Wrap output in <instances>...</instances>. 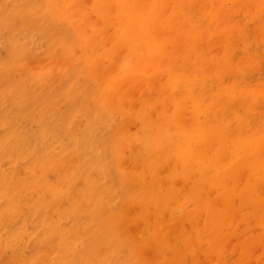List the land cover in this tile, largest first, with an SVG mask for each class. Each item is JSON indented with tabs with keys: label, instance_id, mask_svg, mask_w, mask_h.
Masks as SVG:
<instances>
[{
	"label": "bare ground",
	"instance_id": "6f19581e",
	"mask_svg": "<svg viewBox=\"0 0 264 264\" xmlns=\"http://www.w3.org/2000/svg\"><path fill=\"white\" fill-rule=\"evenodd\" d=\"M37 10V14L43 17L42 21L49 19L61 24L57 23L59 28L62 27L58 42L65 43L67 49L71 46L78 49V61L75 60L83 72L95 70L94 73L99 75L92 77L96 84L97 107L106 111V115L119 118L113 132H101L103 140L96 146L95 160H88L83 153L76 154L81 164L79 172L96 173L101 170L100 174L105 177L100 181L98 176L89 173L90 179H85L88 181L84 185L90 183L96 187L94 192H88L90 198L85 206L86 212L80 213V205H74L76 201L68 185L63 191L55 189L58 179L54 181V177L52 182L47 178L43 183L51 196L43 203L36 201L34 206L40 213L47 207H54L55 202L62 198L67 203L65 214L75 223H71L73 227L76 225L83 230L92 227L86 231L88 235L93 229L99 233L95 234L99 241L94 244L97 248H104L105 243L106 253L99 258H91L88 245L83 257L79 255L80 264H137L136 261L140 264H198L199 251H204V259L214 254L220 259L221 249H227L224 245L230 239L240 240L236 241L238 245L234 246L235 242L230 245V249L238 251L234 256L237 259H230L231 264H248L253 260L255 264H264V0H42ZM0 41L1 46L4 40ZM112 65H115L114 70H110ZM31 89L23 97H13V110L8 111L6 105H2L3 123L0 120V124L5 130L3 135L9 134L13 139H9L11 143L5 142L6 137L0 140V156L8 157L14 152L18 157L23 156L20 158L27 163L23 162L22 169L28 176L19 178L17 170L11 167V172L0 178V198L6 200L2 204L6 208L0 210V215L13 207L14 199H21L22 193L30 190L31 186L29 189L27 186L35 168L36 175H41L46 166L53 170L56 166L62 169L65 161L68 162V152H82L78 147L67 149L57 136L60 130L46 121L50 117L46 119L39 115L40 122L34 117L36 127L26 129L27 122L23 133H15L17 131L13 130L18 127L14 128L10 120L4 123V118H10L9 114H22L23 100L33 101L36 94ZM105 118L103 116V120ZM62 126L68 136L73 135L67 125ZM107 129L110 130L109 127ZM68 136L67 139L71 140L72 136ZM91 142L94 141L90 139L87 147L93 151L95 147L89 144ZM58 143L59 150L50 154L48 149L52 146L57 149L54 145ZM124 149L127 150L125 154ZM100 152L104 153L108 163L97 159ZM77 176L79 173L73 176L74 181ZM106 179L110 180L109 184ZM134 206L138 210L131 215L130 210ZM59 211L62 212L61 209ZM84 213L87 214L81 217L80 214ZM10 216L9 213L7 218ZM95 217H99L96 218L98 220ZM41 223H38L39 228ZM177 223H187L189 231L180 227L172 236L169 230ZM237 224L242 225L239 231L235 229ZM168 226H171L169 230ZM19 228L9 236H21L23 233ZM14 237L11 245L15 244ZM53 242L55 244L57 240ZM20 246L22 248V244ZM255 246L261 252L256 251L258 254L254 255L255 258L252 256V260L249 253ZM6 247L2 244L3 249ZM147 248L154 253L152 260L145 259L147 256L143 252ZM230 249L227 256L233 253ZM127 251L132 253L126 258L127 262L125 258L120 261V253L126 254ZM37 254L32 256L41 257ZM66 256H54L52 260L56 261L55 264L76 262L74 255ZM49 260L46 261L49 263ZM46 261L42 260L44 264ZM211 262L208 264H219L218 261Z\"/></svg>",
	"mask_w": 264,
	"mask_h": 264
},
{
	"label": "rangeland",
	"instance_id": "374dc122",
	"mask_svg": "<svg viewBox=\"0 0 264 264\" xmlns=\"http://www.w3.org/2000/svg\"><path fill=\"white\" fill-rule=\"evenodd\" d=\"M259 2L260 1H257L256 3H259ZM7 3H8V5H7ZM41 3H42V0H39V1L38 0H30V1L29 0H10V1L9 0H0V31H1L0 39H2V41L4 40L2 42L3 45L1 44V46H0V58H1L0 59L1 60L0 61V102H1V104H0V120H1V117L3 115V113H2V111H3L2 105L3 104L6 105V109L8 111L13 110L15 108V107L11 106V102H12L13 97L15 95L23 97L22 95H24L26 92L29 91L30 88H32L30 91H32V93L38 95L39 98H36V95H35V98L33 99V101L26 102V101L23 100V105H25V106H24V110L22 111V114L20 116H13L12 114H9L10 118L9 119L4 118V123L6 121L10 120V122L13 123V125L15 126L14 128L18 127L17 128L18 130L13 128L14 129L13 131H17L15 133H20V132L23 133L27 128L29 129L31 127H33V128L36 127V121L34 122V120H36V119L34 117H37L39 122L42 121V120L39 119V115H42L46 119H48L50 117L49 120H46V121L47 122L49 121L52 124V126L57 127V129L60 130V133L57 136L60 137V139L62 140V143L67 147V149H71L72 147H78V148H80L82 150V152L81 151L80 152H76V153L68 152V154H66V157H67V161L69 163L65 161V157H64V161H65L64 166L65 167L63 166L62 169L60 168V166H56L55 169L53 170V168H50V167L46 166L47 168L46 167L43 168V172H42L41 175L39 173H38L39 175L38 174L36 175V168H35V170H33L34 171L33 172L34 175H33V178L31 179L32 181L30 180L29 183H28V186H27L28 189L31 186L30 190H27V188H26L27 192H23L22 193L23 196L21 195V197H22L21 199L19 197V200H21L22 202L20 201L19 202L20 204H19L17 202L19 200L17 199V201H16V199H14L13 201L15 202V204H12L13 207L11 209H9V211H7V213H4L3 215H0V233H1L0 234V247H1L0 251H2V250L5 251V252L4 251L0 252V264H28V263L29 264H44V262H42V260H44V261L47 260L48 261L50 258L51 259L49 260V263L46 261L47 264H55L56 261L52 260L54 256H56V258H61V257L65 258L66 255H67L66 257H69L71 254L74 255V257H75V261H76L75 263L76 264H80L81 261L79 262V257L80 256L83 257V252L86 251L87 249H89V248L91 249L90 250L91 251L90 254H92V255H89V256H91V258L92 257H98L99 258V257H101L100 255H102L103 253H106L105 252V247H107L105 243H104L105 246H102L104 248H101L99 246L98 247L99 249H98L96 247L97 244H94V243H97L99 241V237H97L95 234H99V233H97V231L95 229H93L89 233V235L86 234V231L89 232L92 229V227H90V228L86 227L83 230V228H79L78 229L76 227V225H74L75 228L72 226L74 221H71V219L68 218V216L64 212V209L67 207L66 200H64L62 198L57 200L55 202V204H54V207L50 206V207H47V208L43 209L42 210L43 213L42 212L37 213L36 212V207H34V206H36V201L40 200V203H43L44 201H46V199H48L51 196L50 195L51 192L49 191L48 188L47 189L44 188L46 186H45V184L43 185V183H44V181L47 178H49V180L47 179L49 182L50 181L52 182L53 181V177H54V181L56 179H58V180H56L57 183L55 185V189L63 191V189L66 188L65 185H68L69 190H70V194L72 195L73 199L76 201L75 202L73 200L75 202V203L73 202L74 205H76L78 207L80 205V207H79L80 213H83V210L86 212L85 206H86V203H88L89 198H90V196L88 195V192H90V191L94 192L96 187H94L93 185H90V183L88 185L87 184L84 185L88 181V180H85V179L86 178L90 179L89 178L90 171L79 172L81 164H80V161L78 160V158L76 157V154L83 153L84 157L87 158L88 160L89 159L95 160L96 159L95 158L96 157V155H95L96 146L100 145L101 141L103 140L101 132L103 130H106L107 132H113L114 127L119 123V118L117 117V115L107 114L109 119H108V117L105 118L107 116L106 115L107 112L103 111L102 109H99L97 107V103H96L97 102V98L94 95V90H95V85L96 84L93 83L94 81L92 80V77H93V75L94 76H99V75L97 73L96 74L94 73L95 70L88 71V73L83 72L82 68H80L81 67L80 64L77 62L78 60L76 59L79 56L78 49L76 47H74V46H71V48L67 49L65 43L58 42V39H59L58 35L60 33L59 29L61 31L62 27L59 28L60 27V26H58L60 24L59 22L51 21L49 19L48 20L51 23L48 22L47 18L43 19V20H47L46 22L42 21L43 17H41L39 14H37L38 12H36V11H38L37 8H39ZM30 12H33V13H30ZM52 22H54L56 24L54 25V23H52ZM22 23H23V25H22ZM57 23H59V24H57ZM55 27H56V29H55ZM53 29H54V31H53ZM4 37H5V39H4ZM26 38H28V39H26ZM23 40H24V42H23ZM41 41H43V42L41 43ZM49 42H50L51 45H49ZM16 43L18 44V46H17ZM37 43H38V45H37ZM57 47H59V48H57ZM30 49H32V50H30ZM40 49H42V52H41ZM40 52H41V54H39ZM52 52L54 54H50ZM27 54H29V56H27ZM67 54H68V56H66ZM70 54H71V56H70ZM32 55H33V57H32ZM25 57H28V58H25ZM16 59H18V60H16ZM46 59L48 61L50 60L49 61L50 63L48 61H46ZM55 59H56V61L54 62L55 65H53L54 64L53 61ZM3 60H4V62H3ZM45 61H46V63H45ZM58 62H59V64H58ZM34 64H36V65L32 66ZM47 64H52L54 67H56V66L57 67L54 68L52 65L50 66V65H47ZM65 65H66V67H64ZM26 66H27V68H26ZM47 66H50V68L47 67ZM40 67L43 68V69H41ZM111 67H113V69ZM111 67H110L111 68L110 70H114L115 69V65H112ZM51 68H53L52 71H51ZM72 68H74V69H72ZM2 69H4V70H2ZM53 70L54 71L56 70V71L53 72ZM30 72L34 76L30 75ZM3 73L5 74V76H4ZM45 73L47 74V78L45 77L46 76ZM53 73H55V74H53ZM82 73H84V76L82 75ZM76 77L78 78V80H77ZM59 78H60V80H59ZM14 80H15V82H14ZM92 83H93V85H92ZM16 86L18 87L17 89H16ZM20 90H22V91L20 92ZM57 99H60V100H57ZM35 100H36V102H35ZM38 100H39V102H37ZM2 101H4V102H2ZM34 102H35V104H34ZM33 104H34V106H32ZM36 110H37V112H36ZM28 111L29 112H33V113L36 112V113H34V114H36V116L33 115V113H28ZM98 114L100 115V118H99ZM103 116H104V118L106 120L105 119L103 120ZM80 118H81V120H80ZM112 118L115 119V120L117 119V120L115 121ZM112 120H113L114 124L112 123ZM17 121H18V123H17ZM108 121H110L113 126L111 125L110 122H109L110 123L109 124ZM1 123H3L2 120H1ZM25 124L27 126L26 129H25ZM105 124L107 126H105ZM62 125H67L70 128V130L73 132V135H69L68 136L65 133V131L62 129V128H64ZM110 125H111V127H110ZM106 127L107 128L109 127L110 130H108ZM4 131H5L4 128L0 124V140L6 137V140L4 139L5 142L8 141L9 143H11V141H9V139L12 140L13 139L12 136H10L9 134H5L6 136L3 135L5 133ZM10 133H14V132H10ZM75 134H77L78 137ZM67 136L68 137L72 136V139L68 140ZM13 137L15 139V136H13ZM90 139H92L94 141V142L89 143L90 145L95 147V150H93V151H91V147L90 146L87 147V144H88ZM34 140H36V139H34ZM55 145H54V147L57 148V149H54L53 146H52V148L48 149V151H50V154H54L55 151L59 150V143L55 144ZM124 150H123V153L124 154L127 153V150L126 149H124ZM63 151H64V149L62 148L61 152H63ZM18 152H19V149H18ZM18 152H17V154H18ZM100 154L101 155L99 157H97V159L98 160H103L105 163H108V161L105 160L106 156L104 155V153L100 152ZM20 157L22 158L23 156H19L18 157V155H16L15 152L13 154H11V155H8V157L0 156V160H1L0 161V176H1L0 178L5 177L7 175V173L11 172V167H12V169L14 168V169L17 170L18 174L17 173L16 174L18 175L19 178H25V177L28 176V174H25L24 170L22 169V166H23L22 164H23V162L25 160L21 159ZM4 162H5L6 165L4 164ZM6 162H8V163H6ZM24 163H27V161H25ZM66 163H68L67 166H66ZM14 164H16V165H14ZM6 167H7V170H6ZM56 168H57V173L55 174ZM46 169L48 170V172H47ZM68 169H69V171H68ZM44 170H45V172H44ZM76 171H77V174L79 173V176H77L75 181H74L73 180L74 179L73 176L77 175V174H75ZM19 173H22V174L20 175ZM61 173L62 174L65 173V174L62 175ZM100 173H101V170L96 172V173H90V174H92V175L94 174V176H98L97 180L99 179L100 181H102V177H104V176L102 174H100ZM68 174H70V175H68ZM84 174L86 175V177L85 178L81 177V176H85ZM43 175H44V177H43ZM64 175H66V176L68 175V176L66 177ZM34 176H35V182H34ZM29 177H30V175H29ZM43 178H45V179H43ZM81 179H83L85 182L83 180H81ZM31 182H34V183H31ZM36 182L37 183L40 182V184L39 183L37 184ZM106 182H107V184H109L110 180L106 179ZM41 183H42V185H41ZM59 183L60 184L62 183V184L60 185ZM38 185H41V186H38ZM82 185H84V188H82L83 187ZM34 186L35 187L37 186V187L35 188ZM57 187H59V188H57ZM88 187H90L91 190ZM32 189L35 190V191H33ZM88 189H89V191H88ZM26 190H24V191H26ZM40 190L42 191L41 194H40ZM76 190H78V191H76ZM80 191H81V193H80ZM83 191L85 192V194H84ZM29 193H30L31 196L29 195ZM61 193H63V192H61ZM36 194L37 195L40 194V195L36 196ZM81 194H83V195L81 196ZM81 197H83V198H81ZM33 199H35V200H33ZM5 201L6 200L0 198V210L1 209L5 210L4 208H6V207H3ZM82 201H85V203L82 202ZM82 203L84 204V206H83ZM21 204H23L24 206L21 205ZM62 204L65 207H63ZM28 206H29V210H28ZM81 206H83V207H81ZM1 207H3V208H1ZM21 208H22V211L19 210ZM25 208H27V209L25 210ZM30 208H31V210H30ZM34 208H35V210H34ZM81 208H82V210H81ZM51 209H52V211H50ZM60 209L62 210V212L59 211ZM27 210H28V213H27ZM137 210H138V208L136 209V206L132 207L131 210H130V214L133 215V213H136ZM18 211H21L23 215L20 214L21 212L19 213ZM30 212H31V214H29ZM33 212H34V215H33ZM9 213L11 215L10 216L11 219L9 217L7 218ZM43 214H44V217H42ZM55 214H56V216H55ZM86 214L87 213L80 214V216L83 217ZM36 215L37 216L39 215V218ZM28 216H29V218H28ZM35 216H36L37 220L35 218V221H34V217ZM50 216H51V218H50ZM20 217L22 219H20ZM164 217L167 218L166 214L164 215ZM96 218H99V217H95V219ZM12 219H15V220H12ZM46 219H47V221H46ZM2 220H4V221H2ZM53 220H54V222H52ZM61 220H63V221H61ZM96 220H98V219H96ZM40 221L42 223H41L40 228H39L38 225L40 224ZM48 221H50V222H48ZM67 221H69V222H67ZM19 222H21V223L19 224ZM43 223L44 224L48 223L46 225L47 228H46L45 225H43ZM53 223H54L55 226L53 225ZM71 223H72V225H71ZM49 224H50V227H48ZM138 224L141 226V222H139ZM52 225H53V228H51ZM56 225H59V227L56 226ZM176 225H177V229H176ZM176 225H174V227H173L174 231H173V228H171V226H168V230L171 228L169 230V233L171 231V235L172 236L176 235L177 230L180 229V227L182 229L185 227V229H187L186 232L189 231V227H188L189 225L187 223L186 224L177 223ZM12 226H14V228L16 226V230L14 228L12 229ZM19 226H20V228H19ZM241 226L242 225L239 224L236 228L234 226V228L236 229V231H239ZM68 227H69V229H68ZM17 228L22 230V233H23V234H21L22 237L20 235L19 236H15V237L13 236L15 238L14 239L15 241H13V240L12 241L15 242V244L12 243V245H11V239H13V237L9 236V234L13 233V230L17 231ZM65 228H66V230H63ZM8 229H10V230L9 231H4V230H8ZM47 229H49V230H47ZM52 229L54 231H52ZM75 229H77L76 231L78 232V234H77V232H75ZM55 230L59 231V233L58 232L56 233ZM69 230H70V232H69ZM80 230H83V231L79 232ZM29 231H30V233H29ZM61 231L63 232V235H62ZM71 231H73V233L75 232L76 235H75V233L74 234L71 233ZM53 232H54V234H52ZM42 233L45 236H43ZM26 234H27V236H26ZM29 234L34 235V236L30 235V237H28ZM49 234H51V235H49ZM55 234H57V235H55ZM60 235H62V236H60ZM71 235H72V237H71ZM1 236L4 237L5 240H3V238ZM8 236H9V238H8ZM81 236L84 237V238H82ZM47 237H48V239H47ZM22 238H23V240L21 242ZM29 238H30V240H29ZM35 238H36V240H35ZM49 238H51L52 240L49 239ZM75 238H76V240H75ZM77 238L78 239L81 238L80 239V241H81L80 243H78L79 241H78ZM92 239H93V241H92ZM45 240H47V241L45 242ZM53 240L54 241L57 240L58 243L55 242V244L58 245V248H57V245L53 244L54 243ZM66 240H68L69 242L66 241ZM233 240L234 239H230V241H227V242H229L228 244H227V242H225L226 244L224 246L227 249H225V248H224V250L221 249L222 252L220 253V255L222 257L220 259L216 258L217 256L215 254L214 255H208L207 259H204L205 258L204 251H202L203 254H202V252L199 251L198 257H197L198 264H208L211 261H212L211 263H215L216 261H218V263L221 264L224 259H225V262L223 261V264L224 263L225 264H231L232 260L235 261V259H237L234 256L237 254L238 251H236L235 249L232 250L230 248L232 246V243L234 244V242H235V244H234V246H235L236 244L238 245L239 243H237V242L240 241V240L237 241L238 239H235L237 242L233 241ZM8 241H10L9 242L10 244L8 243ZM25 242H26V244H24ZM49 242H50V244H49ZM63 242H65V243H63ZM37 243L42 244V245L38 244V246H40L41 248H39L37 246ZM44 243H45V245H44ZM81 243H82V245H81ZM2 244H3V247L8 246V248L6 247L7 249H5V248L3 249L2 248ZM21 244H22V248L23 249L20 246ZM16 245H17V250L19 249L18 251L16 250ZM24 245H25V248H24ZM53 245H54V247H53ZM71 245H72V247H71ZM88 245H89V248L87 247ZM31 246L35 247L36 250L33 247H31ZM59 247L61 249H59ZM64 247H66V249ZM256 247H258V246H255L254 250L252 248L253 251H251L249 249L251 251L249 253V259L253 260L255 258V256H257V254L261 252V251H259L260 250L259 247L258 248H256ZM21 249H22V251H21ZM229 249H230V253H232V252L233 253L230 254L229 256H227L228 255L227 252H229ZM14 250H15V253H14ZM38 250H39V252H38ZM147 250H145L143 252V254H145L147 256V258H145V259L146 260L147 259L150 260L151 258H154V253L152 252L151 248H147ZM36 251L39 254V256L41 255V257L32 256L34 254L35 255L37 254ZM256 251H258V253ZM16 252H18V253L16 254ZM21 252H23L25 254V256H29V257L26 258L25 256H22L24 254L23 253L21 254ZM25 252L27 253V255H26ZM32 252H33V254H31ZM61 252L62 253L64 252L66 255L62 254ZM128 252L129 251H127L126 254H125V252H124V254H123V252H122V254L120 253L118 258H120L121 260L120 259L119 260L123 261L124 260L123 258H125V260L127 262L128 259H126V258L128 256H130V254H132V253H128ZM40 253H44V255L40 254ZM93 254H96V255L94 256ZM152 254H153V256H152ZM224 254L225 255L227 254L226 257H228V259L225 257ZM145 255H143V256L146 257ZM122 256H124V257H122ZM206 256H207V254H206ZM209 256H211V257H209ZM32 257H36L37 259L36 258L33 259ZM236 257H238V256H236ZM250 257H252V258H250ZM29 258H32V259L28 261ZM231 258H233V259L230 260ZM215 259H217V260L215 261ZM32 260L35 261V262H33ZM26 261H28V262L26 263ZM31 261H32V263H31ZM213 261H215V262H213ZM228 261H230V263H227ZM138 262L139 261H136L137 264H140ZM255 263H256V261L253 260L252 262H249L248 264H255Z\"/></svg>",
	"mask_w": 264,
	"mask_h": 264
}]
</instances>
